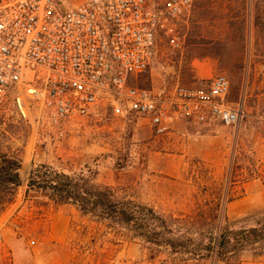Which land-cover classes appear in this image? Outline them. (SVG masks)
Masks as SVG:
<instances>
[{
	"label": "rangeland",
	"instance_id": "obj_1",
	"mask_svg": "<svg viewBox=\"0 0 264 264\" xmlns=\"http://www.w3.org/2000/svg\"><path fill=\"white\" fill-rule=\"evenodd\" d=\"M192 1L177 25L182 49L162 38L137 85L162 94L223 75L228 101L243 105L240 125L181 121L157 136L146 119L100 105L57 139L9 106L0 114V157L21 159L22 186L12 205L0 206V264H264V240L230 241L223 255L218 245L223 229L252 228L264 215V0ZM40 164L93 176L116 201L154 210L172 233L147 242L130 226L110 228L71 204L27 196L29 171ZM167 240L191 253H175Z\"/></svg>",
	"mask_w": 264,
	"mask_h": 264
},
{
	"label": "built area",
	"instance_id": "obj_2",
	"mask_svg": "<svg viewBox=\"0 0 264 264\" xmlns=\"http://www.w3.org/2000/svg\"><path fill=\"white\" fill-rule=\"evenodd\" d=\"M192 0H0V114L9 106L31 126L60 139L70 122L100 105L117 117L146 119L157 136L181 121L236 128L241 104L217 75L195 87L155 94L137 85Z\"/></svg>",
	"mask_w": 264,
	"mask_h": 264
},
{
	"label": "trees",
	"instance_id": "obj_3",
	"mask_svg": "<svg viewBox=\"0 0 264 264\" xmlns=\"http://www.w3.org/2000/svg\"><path fill=\"white\" fill-rule=\"evenodd\" d=\"M21 159L2 155L0 157V206L6 207L14 203V195L22 186ZM88 173V172H87ZM26 195L41 193L47 200L58 204H71L84 216L104 223L110 228L120 225L132 227L134 237L150 241V235L161 236L171 234L168 222L146 206H139L130 201L119 202L109 188H100L95 184L93 176L81 173H65L62 170L49 165H32L27 178ZM159 226L162 232L156 233L152 228ZM229 226L221 232L219 237V255L232 241L235 247L246 243H258L264 240V215L260 216L257 225L239 231ZM232 229V230H230ZM209 242L215 241L214 233L208 234ZM190 241V239H188ZM166 245L175 253L184 252L189 254L184 246L177 248L170 240ZM209 253V248L207 252ZM196 256L194 253L192 254Z\"/></svg>",
	"mask_w": 264,
	"mask_h": 264
},
{
	"label": "crops",
	"instance_id": "obj_4",
	"mask_svg": "<svg viewBox=\"0 0 264 264\" xmlns=\"http://www.w3.org/2000/svg\"><path fill=\"white\" fill-rule=\"evenodd\" d=\"M263 205H264V204H259L257 207H259V208H260V207H262Z\"/></svg>",
	"mask_w": 264,
	"mask_h": 264
}]
</instances>
